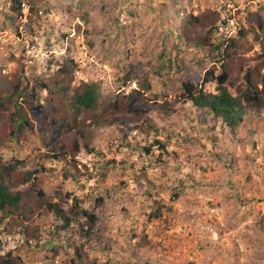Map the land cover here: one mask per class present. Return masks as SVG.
<instances>
[{
	"label": "rangeland",
	"instance_id": "1",
	"mask_svg": "<svg viewBox=\"0 0 264 264\" xmlns=\"http://www.w3.org/2000/svg\"><path fill=\"white\" fill-rule=\"evenodd\" d=\"M26 1L33 7L26 26L30 36L43 35L44 49L56 53L29 70L26 96L17 104L32 128L15 133L10 91L14 80L23 75V67L8 68L0 56V99H4L0 157L5 162L20 161L19 171L24 173L42 168L38 181L20 185L25 225L38 233L26 242L2 226L0 257L10 254L20 260L18 264H264V229L258 225L264 217V100L258 107L246 106L249 114L232 136L190 101L173 102L180 94L178 84L164 87L149 74L161 46L168 45L182 17L191 13L196 18L204 15L196 27L199 35L230 15L229 33L236 44L228 60L231 84L241 83L239 70L244 64L263 75L264 31L257 24H247L246 13L248 8L264 9V0H179L178 4L160 0L131 13L124 27L116 21L118 0ZM181 7L184 10L177 13ZM69 58L78 65L72 74L74 84L96 82L106 102L124 100L99 124L87 117L82 138L78 127L69 128L62 121L55 125L52 113L37 124L29 112L38 100L51 103L53 113H67L39 84L48 83ZM126 69L137 70L140 77L144 74L152 86L144 96L156 103L171 102L174 112L168 115L170 108L154 107L143 113L133 93L137 76L122 80ZM32 88L37 93L33 100ZM213 88V83L206 86ZM55 131L58 138L52 139ZM155 140L167 147L162 163L155 162ZM75 141L80 148L73 153ZM145 145L152 146L153 155L144 154ZM38 190L44 201L59 203L76 224L86 218L71 211V199L64 193L96 214L87 244L82 245L71 229L54 235L60 223L39 206ZM174 194L178 198L173 200ZM157 208L161 215L155 219L152 214ZM209 209L218 213L213 231H199L204 225L202 214Z\"/></svg>",
	"mask_w": 264,
	"mask_h": 264
},
{
	"label": "trees",
	"instance_id": "2",
	"mask_svg": "<svg viewBox=\"0 0 264 264\" xmlns=\"http://www.w3.org/2000/svg\"><path fill=\"white\" fill-rule=\"evenodd\" d=\"M13 1L18 4L20 0ZM178 2L179 0H174V4H178ZM13 9L16 10V7ZM179 10L184 9L181 7L176 12L178 13ZM30 11H33V7H30ZM203 17L196 18L191 13L187 17H182L176 33L175 35L172 34L173 38L169 40L168 45L164 46L163 44L161 46L156 56V63L151 64L149 67V74L156 77L158 83L164 87H167L168 83L178 84L177 88L180 94L177 99H173V102H180V99L190 101L196 110L202 112L205 116L209 115L213 122H220L232 136H235L237 128L243 123L246 115L249 114L246 106L258 107L261 100H264V74L261 75L257 68L244 64L239 70L241 83L231 84L228 60L231 58L230 54L235 50L236 44L235 39L229 33L231 29L230 15L228 18L220 19L218 23L211 25L203 35H199L196 32V27L200 26ZM246 23L250 26L257 24L258 28L264 31V9L261 7L252 11L248 8ZM77 67V63L69 58L59 67L57 74L54 73L53 76L48 78V83L39 84V88L46 91L49 98L53 99L57 105L68 109L67 113L60 115L53 113L51 103L41 104L38 100L35 103L32 101L34 104L30 105L29 112L37 124H41L43 119L52 113L51 117L55 125L56 121H62L69 128L78 127L77 132L79 137L82 138L87 117L99 124L105 115L120 109L124 104V100L122 98H110L106 102L102 97L100 84L96 82L82 81L74 84L72 74ZM201 70H203V73ZM59 74L63 75L64 79L60 78ZM130 74L137 76V90H134L133 93H136V96L139 97V101H137L143 113L154 107L168 108L167 110L170 108L168 115L174 112L171 102L156 103L150 97L144 96V94L150 93L152 89L149 79L144 74H141L140 77L137 70L126 69L122 80L129 81ZM21 77L14 80L10 91V98L15 102V111L10 114L12 121L17 123L14 133L19 132L21 129L30 131L32 128L30 119L23 113L19 114L20 107L17 100L24 99L26 96L24 93L27 90V79ZM210 83L214 84L213 90L206 89L207 84ZM234 89L236 94L233 92ZM35 96H37V93L32 88V100L36 98ZM3 101L4 99H0V105ZM134 106L135 108L133 107L132 110L136 111L138 105ZM82 113L84 114L79 119L78 116ZM57 138L58 132L55 131L52 133V139ZM154 144L157 146L155 162L162 163L163 157L168 154L167 147L158 140H155ZM84 146L87 147L88 145L85 144ZM79 148L78 141H75L72 152L75 153ZM142 150L145 155H153L152 150L154 151V149L151 145L143 146ZM61 154H65V151ZM20 164L21 162L17 160L5 162L0 157V228L7 226L8 231L11 230L18 235H22L25 241L29 242V240L36 238L38 231L36 228L29 229L25 225L27 218L21 205L24 191L20 190V185L38 181L42 168L28 170L27 173H24L19 171ZM32 185L28 189H33ZM36 192L39 197V206L45 209L46 214L52 213L55 222L60 223V226L55 227V236L66 233L71 229L72 233H76L77 237L83 240L82 245L89 242L93 227L97 222V216L93 211L82 209L79 199L69 193H64L66 199H71V211L74 214L80 213L79 215L86 218L76 224V221L68 217L63 211L59 203L44 201L42 199L43 192L41 190ZM172 198L174 200L178 198V195L174 194ZM102 201V198L97 200L99 203ZM166 209L169 211L170 207ZM160 215L161 211L157 208L153 212L152 218L157 219ZM74 225L75 227H73ZM258 225L264 229V217ZM84 226H86L85 229ZM54 249L55 247L52 250L55 251ZM18 262L20 260L12 258L10 254L0 257V264H18Z\"/></svg>",
	"mask_w": 264,
	"mask_h": 264
},
{
	"label": "built area",
	"instance_id": "3",
	"mask_svg": "<svg viewBox=\"0 0 264 264\" xmlns=\"http://www.w3.org/2000/svg\"><path fill=\"white\" fill-rule=\"evenodd\" d=\"M159 2L160 0H118L117 24L120 27L126 26L131 13L141 11L147 3L153 6ZM29 15L30 6L26 0H20L18 4L13 0H0V56L8 68L22 66V76L25 78L30 75L31 68L56 53L55 49H44L46 40L43 35L34 32L30 36L27 30L29 27H26ZM14 22L17 24L12 27ZM217 215L215 209L204 211L201 217L204 225L199 227V231H213V220L218 219Z\"/></svg>",
	"mask_w": 264,
	"mask_h": 264
},
{
	"label": "crops",
	"instance_id": "4",
	"mask_svg": "<svg viewBox=\"0 0 264 264\" xmlns=\"http://www.w3.org/2000/svg\"><path fill=\"white\" fill-rule=\"evenodd\" d=\"M153 260H154V262H155L156 259L153 258ZM160 262H162V260H160ZM173 262L176 263V260H174V258H173Z\"/></svg>",
	"mask_w": 264,
	"mask_h": 264
}]
</instances>
